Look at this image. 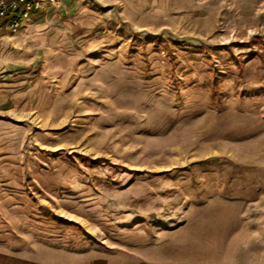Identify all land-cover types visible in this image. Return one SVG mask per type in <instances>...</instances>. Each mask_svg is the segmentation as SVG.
I'll use <instances>...</instances> for the list:
<instances>
[{
  "label": "rangeland",
  "instance_id": "1",
  "mask_svg": "<svg viewBox=\"0 0 264 264\" xmlns=\"http://www.w3.org/2000/svg\"><path fill=\"white\" fill-rule=\"evenodd\" d=\"M0 264H264V0L1 33Z\"/></svg>",
  "mask_w": 264,
  "mask_h": 264
},
{
  "label": "built area",
  "instance_id": "2",
  "mask_svg": "<svg viewBox=\"0 0 264 264\" xmlns=\"http://www.w3.org/2000/svg\"><path fill=\"white\" fill-rule=\"evenodd\" d=\"M58 0H0V34L16 33L35 13H43Z\"/></svg>",
  "mask_w": 264,
  "mask_h": 264
},
{
  "label": "trees",
  "instance_id": "3",
  "mask_svg": "<svg viewBox=\"0 0 264 264\" xmlns=\"http://www.w3.org/2000/svg\"><path fill=\"white\" fill-rule=\"evenodd\" d=\"M37 14H39V13H35V14H33L32 17L35 16V15H37ZM40 14H41V13H40Z\"/></svg>",
  "mask_w": 264,
  "mask_h": 264
}]
</instances>
